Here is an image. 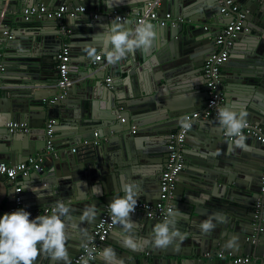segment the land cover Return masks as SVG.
Wrapping results in <instances>:
<instances>
[{"label":"water","instance_id":"obj_1","mask_svg":"<svg viewBox=\"0 0 264 264\" xmlns=\"http://www.w3.org/2000/svg\"><path fill=\"white\" fill-rule=\"evenodd\" d=\"M37 1L45 0H0V11L6 4L0 24V67H3L0 70V82L3 76L10 74L24 84L43 82L47 79L52 68L53 61L51 62L50 58L53 54L48 52L43 54L36 48L40 43L46 44L45 36L49 26H54L58 31V25L63 20L67 21V16L60 19L45 16L25 19L24 15L19 13L20 4L33 6ZM118 1L125 2L126 6L122 8L128 10L140 1L143 3L142 8L146 9L148 2V0H67V3L83 2L88 10L93 5L98 6L99 15L95 21L99 23L106 22V13L117 11L115 4ZM233 1L239 2L237 4L245 14L242 22L245 27L242 33L245 34H236L229 49V57L221 65L222 72H231L233 77L225 76L221 80L224 82L220 87L224 91V100L220 108H229L237 113L244 111L247 113L246 121L260 124L264 128V2ZM166 12H171L175 17H183L184 21L164 26L155 21L145 22L152 24L156 33L151 46L146 50L138 49L124 58L125 62L128 59H136L139 65L146 66L150 63L158 68V73L154 74L149 82L139 78L121 92L119 62L101 67L97 72L92 62L85 59L81 65L82 72L89 74L87 80L84 84H75L71 91L68 90L69 87L64 90L66 98L52 103L45 102V99L56 95L57 87L53 96L43 97L40 92L18 86H7L0 97L2 162L14 164L42 152L45 146V123L52 116L55 118L53 135L62 131V127H57L58 125L64 124L63 126L69 129L64 136L65 139L57 138L60 142L64 140L71 145V153H59L57 159L52 156V162L44 160L42 168L34 171L40 179L33 183L47 187L37 189L39 195L33 204L28 205L29 201L25 200L18 209L29 211L30 218L35 219L41 214L50 215V212H43L42 209L54 206L57 201L64 202L70 208V214L73 216L70 222L76 226L71 233L67 232L71 264L102 214L104 206L110 204L113 199L125 195L121 190L122 184L133 179L136 172H132V168L139 160L148 163V166L144 171L146 177L142 180L145 185H138V199H146L152 203L158 201L159 193L157 197H153L150 192L159 191L160 175L167 161L169 136L179 127L184 113L202 110L205 107L208 94L203 65L205 59L217 48L211 29L229 23L234 14L222 13L218 0H160L159 16ZM79 17L81 16L76 15L72 19L77 22ZM125 21L129 23L130 18ZM108 24L110 22L92 24L100 30L96 33L99 34L96 35V41L103 37L102 34L105 33ZM5 26H11L13 38L18 39V42L25 40L26 46L29 47H22L18 51L16 41L6 38L8 29ZM21 27H28L32 33L22 36V33L17 32ZM125 27L135 29L133 26ZM164 38L168 39L165 45ZM96 41L82 46L81 54L85 58L89 57L90 50L98 46L99 42ZM36 42L38 47L31 48ZM60 42L59 39V44ZM77 61L78 58L72 59V63L77 64ZM104 62L105 60L98 65ZM12 71H19L20 74ZM109 72L113 78L106 82L107 85H102L101 80ZM172 82L177 90L197 91L192 105L175 104L170 96L162 89L159 90L161 85L169 86ZM74 93L76 96L72 98ZM96 97L104 102V104L100 102L102 110L97 108ZM11 121L26 122L27 131H10L6 123ZM135 125L138 127L137 131H153L159 136H164L165 141L162 143L159 140L157 145L151 144L141 148L137 143L138 139L131 137L130 130ZM223 130L218 119L211 117L195 122L187 132V135L200 137L199 145L202 152L197 155L195 161H191L184 157L187 153L182 150L184 164L175 181L172 210L175 213L176 228L186 236L183 241L179 238L174 241L173 244L180 247L179 249H173L171 245L157 248L153 241L151 248L146 249L149 251L147 254L149 257H142L141 253L147 252L146 250L131 249L124 240L118 244L112 239L114 232H110L100 250L110 246L118 256L125 254L123 257L126 255L125 258L130 257L132 264H236L226 258H202V254L207 250H214L213 252L223 250L235 256L249 255L253 259L256 258L238 264H264L262 261L264 209L256 223L253 219L254 203L259 194V177L264 169V143L245 136L246 149H241L232 143L235 138L228 139L222 135ZM95 140L98 142L94 143ZM185 143L189 145V141ZM53 144L56 145L54 138ZM192 163L196 164L195 169L190 167ZM44 176L48 179L45 180ZM2 178L0 174V181ZM19 178L34 180L33 172ZM8 182H4L5 194L0 198V217L5 213H11L14 206L15 181ZM9 185L13 186V192L9 190ZM24 189L27 196L36 192L28 186ZM234 200H239V203L233 204ZM92 205L97 209L95 218L91 221L82 219L85 210ZM235 206L245 210L241 213L242 211ZM33 210L35 212H32ZM141 217L144 216L132 215V220L136 222L134 228L141 223L146 233L151 235L157 223L170 219L169 215L163 220ZM202 222H210L214 227L204 232L200 227ZM122 227L123 225L115 223L112 230H120ZM125 231L130 233L127 229ZM185 244H188V247L181 248ZM188 248H191L192 253L186 252ZM190 254L198 257L194 259L187 257ZM180 255H183L182 259L178 258ZM36 264L56 262L42 254Z\"/></svg>","mask_w":264,"mask_h":264},{"label":"built area","instance_id":"obj_2","mask_svg":"<svg viewBox=\"0 0 264 264\" xmlns=\"http://www.w3.org/2000/svg\"><path fill=\"white\" fill-rule=\"evenodd\" d=\"M264 2V0H259ZM220 11L224 14L233 13V19L225 24L220 33L215 37V44L217 46L216 51L209 55L203 65V73L206 79V88L208 98L206 100L205 107L202 110H194L184 113L182 115V121L179 127L170 134L167 142V161L161 172L159 181V199L157 202L152 203L144 200H138V206L133 215L141 214L146 218L163 220L169 215V210H173L174 203V186L175 181L180 173L183 164V147L185 144V138L188 130L199 120L209 119L211 117L217 118V113L220 108V102L222 99L221 93V65L227 61L229 57V49L233 44V40L237 33L245 29L242 22L244 19V12L240 10L238 4L233 0H218ZM160 0H148L146 9L138 12L134 15V20L137 24H143L149 21H155L159 25L164 26L166 24L174 25L184 21L183 17L173 16L171 12H166L163 16H159L158 7ZM90 13L93 18L98 16L99 12L88 10L84 5L67 6L59 5L56 8H48L45 4H39L35 6H29L22 10V14L25 19L33 16L48 18H64L66 16L73 17L79 14ZM2 14V13H0ZM108 18H113L118 22L125 21L130 15L129 13H117L112 11L106 13ZM1 17V15H0ZM63 37L68 36L71 30L63 28L60 30ZM6 33V32H5ZM11 38V35H8ZM70 46L67 42H62L58 52L56 53V70L58 78L56 81V87L58 92L55 96L49 97L45 100L52 103L55 100L64 97V90H66L72 79L69 74V61ZM101 55L97 54L92 60V65L96 68L99 67ZM3 67H0V70ZM106 82L110 81V77L105 78ZM53 124L54 119H48L45 123V146L42 152L33 154L27 159L9 164L0 161V174L8 181H16L19 177H25L30 172L36 171L42 168V164L47 155H56V149L53 144ZM6 127L10 131H27V123L21 121H11L6 123ZM136 131L135 127H132V132ZM222 135L228 139H233L227 135L226 129L223 130ZM243 135L246 137H253L264 143V128L256 123L247 121V126L243 129ZM97 136V133H94ZM98 142L97 140L94 143ZM259 194L254 203L253 219L256 223L262 215L264 209V169L259 177ZM22 188L20 186L15 187L14 194V206L11 211H15L22 203L21 197ZM54 208H45L43 212L53 211ZM115 225L114 219L111 215L109 204L104 206L103 212L96 222L94 228L85 239L79 252L73 257L72 264H92L96 254L98 253L102 243L106 240L109 233L112 231ZM226 258L233 263H247L250 260H255L249 255H232L230 252L224 251H208L204 253V257L211 258ZM264 261V256L262 257Z\"/></svg>","mask_w":264,"mask_h":264},{"label":"crops","instance_id":"obj_3","mask_svg":"<svg viewBox=\"0 0 264 264\" xmlns=\"http://www.w3.org/2000/svg\"><path fill=\"white\" fill-rule=\"evenodd\" d=\"M124 3L125 2H123V1L116 2L115 8L117 10L116 11L117 13H129V15H130L129 16V18H130L129 23H127L126 21L118 22V21H116L113 18H108L107 16H106V22H111V21L115 20L116 22L121 23L124 26H133L134 28H136V26L138 24L134 20V15L136 13H138V12H141V11L145 10V9L142 8V4L143 3L141 1L140 2H136L134 4L135 6L133 8H131V9H129V10L122 8V7L126 6ZM235 3L237 4L239 2H235ZM39 4H45L48 8H56L59 5H67V6L84 5V6L87 7V5L85 3H83V2L79 3V4H75V3L68 4L67 0H45L44 2L37 1V2H35L33 4V6L39 5ZM20 5H21L20 6L21 9H20L19 13H22V10L24 8H26V7H29L31 4H27V5L26 4H20ZM4 7H6V4L4 5ZM4 7H3V10L0 11V13H2V14H0L1 15L0 24H1L2 18H3V11L5 9ZM92 11L99 12L98 6H95V5L91 6L90 7V12H92ZM168 11H170V10H168ZM79 16H81V17H79L80 19L77 22H74L72 17L67 16V18H66L67 21L63 20L58 25V27H57L58 31L63 29V28H68V29L71 30V33L68 34V36L63 37L62 34H61V31H60V33H58V31L55 30L54 26H49L48 31H47V35L45 36V38L47 40L46 44L45 45H41V43H40L39 47L37 46L38 42H36L35 44H32L33 46L31 48L38 47L36 49L39 52H42L43 54L45 52L53 54L52 58H50L51 62L53 61L52 62V68L48 72V75L46 77L47 79L45 81H43V82H29V83L24 84L22 82H19V81L15 80L14 76H12L11 74L10 75H5V76H3V79L0 82V97L3 96L4 92L6 91L5 89H6L7 86H9V87L18 86V87H21V88H27V89H30L33 92H40V94L43 95V97L53 96L55 94V90H56L55 89V87H56L55 85H56V81H57V78H58L57 70H56V62H55L56 58H55V56H56V53L58 52V50L60 48V45L64 41L67 42L69 44V46H70V57H69L68 65H69V74H70V77L72 79V82L70 84L71 87L69 86L68 90H70V91L73 90V86L75 84H77V83H83L84 84L86 82L87 77H88L89 74H85V73L82 72L83 69H82V65L81 64H82V62H85L86 60L92 62V60H94L95 56L94 57L89 56L88 58H85L81 54V52L83 50L82 46L84 44H86V43H89V42H92V41H96V35H99V34H96V33H98L100 30H98V28H96L95 26H92V24H106V22L101 21V22L98 23V21H95V18H93L90 13H88V15L79 14ZM78 22H80V23H78ZM209 23H211V22H209ZM5 27H7V29H8L6 38H9L8 35L12 36V34H11V26H5ZM222 28H223V25H221L220 28H218V26H216V27H213L211 29V34L214 36L213 37L214 39L220 33ZM17 32L22 33V36H24L25 34H28V33H32L31 31H29L28 27H21ZM103 32H101V33H103ZM239 33L240 34H245V33H242V31H240ZM102 36L103 37H101L100 41L97 40L99 43L96 41L98 43V46L95 48V52H96V55L97 54L101 55L100 62H102L104 60H105V62L102 63L98 68L95 67L96 68L95 70L97 72H98V70L101 67L104 68L105 66L110 64L107 61V58H106V56L104 54L105 50L103 48L104 39H105V33L102 34ZM13 39L14 38L12 36L11 39H8V40H13ZM59 39L61 40L60 44H59ZM14 41H16L15 44H17V46L19 47L18 51L21 50L22 47H27V48L29 47V46H26L27 44L25 43V40H21V42H18L19 40L15 38ZM167 42H168V39L164 38V43L163 44L165 45ZM33 52H31V54ZM11 53L16 54L15 52H11ZM27 56H29V53H28ZM73 58H78L77 64L72 63V59ZM119 69H120V74H119V85H120L119 88L120 89H119V91H121V92L126 90V88H128L131 84H133V82H136L135 80H138L139 78H141L143 80L146 79L149 82L152 79V76L154 74L158 73V68L153 67L152 64L149 63L146 66L143 65V64L139 65V62L136 59H130V60L128 59L126 62H125V59H122L121 61H119ZM12 73L20 74L19 71H12ZM221 75H222V78H225V76L233 77V74L231 72L224 73V72H222V70H221ZM106 77L113 78L112 74L109 72V74H106L105 77L101 80L100 83L102 85H107L106 81H105ZM221 83H222L221 86H223L224 82H221ZM165 86L166 85H161L159 87V90L162 89V91L164 93H166L167 96H170L173 99V102L175 104L176 103L177 104L184 103V105L187 106V105H192L194 103V99L196 98V94L195 93H197V91H194L193 89H190V90H180L179 89V90H177L176 87H174L173 82L170 83L169 86H166V87ZM221 93H222V99H221V102H220V106H221V104H223V100H224L223 99V93H224V91L221 90ZM229 94L231 95L232 92H229ZM75 96H76V93L73 94L72 98H74ZM66 97H67V95L64 96V98H66ZM95 99H97V97ZM96 102H98L97 108L99 110H102L103 107L100 105V102L102 104H104V102L100 101L99 99H97ZM53 118L54 117L52 116L49 119H53ZM63 125L64 124L58 125L57 127H62L61 128L62 131L59 134H55L54 133V135H53L54 141L56 142V145H55L56 155H50V156L47 155L46 158H45V160L47 162H52V159H51L52 156H53L54 159H57L59 153H62V154L63 153H67V154L71 153L70 152L71 151V145L67 144V142H65L64 140H61V142H60V140L57 138V137H64L66 132L69 131V129L66 128ZM134 127H135L136 131H135V133H133L132 132V128H131V130H130V133L132 135L131 137L138 139L137 143H138V145L141 148H146L149 145L151 146V144L152 145H157L159 140H161L162 143L165 141L164 136H159V134H156L153 131L139 132V131H137L138 127L136 125ZM63 139H65V137ZM57 141H58V143H57ZM185 141H189V145H187L186 143L184 144L183 149L187 153V155L184 156V157L188 158L191 161H195V159H197V155H199L202 152V148L199 145L201 139H200V137L198 135L196 136V135H189L188 134L186 136V140ZM1 145L6 147V145L4 143H1ZM210 150H212V149H210ZM147 166H148V163L144 162L143 160H139L135 164V166H133V168H132L133 169L132 172H134V173L136 172V173H135V176L133 175V179L131 181H135V182H137L138 185L144 186L145 183L142 182V180L145 179V177H146V173L144 171L146 170ZM190 167L192 169H195L196 164L192 163V164H190ZM50 169H52V167L49 168V170ZM32 172H33L34 180L29 181L27 179L18 178L15 181V185L16 186H20L22 188V191L20 193L21 197H22V201H25V200L27 201L28 200L29 201L28 205L29 204H33L34 201L38 198L39 193L37 192V189H40V188H43V187H47V186H43V184L33 183L35 180L38 181L40 179V177L35 175L34 171H32ZM43 178L45 180L48 179L47 176H44ZM4 182H8V180H6L3 177L2 181H0V198H2L4 196V194H5ZM8 184H11V183L8 182ZM26 186H28L29 189H31V190H33V189L36 190V192H33L30 196L28 194V196H29L28 197L27 194L24 193L25 192L24 188ZM8 188H9V190L11 192H13V190H14L13 186L9 185ZM158 193H159V191L155 190L153 192H150V195L153 196V197L154 196L157 197ZM138 200H144V201L151 202V201L146 200V199H138ZM238 203H239V200H234V202H233V204H236V205ZM235 207L240 209L242 211V212L240 211L241 213H243V211L245 210V209H243L241 207H237V206H235ZM47 208H50V209L54 208L53 211H49L51 214L56 211L54 206L50 205V206H47ZM43 209H45V208H43ZM43 209H42V211H43ZM32 212H35V210H33ZM222 216H224V214H222ZM70 217L72 218L73 216H71V214H70ZM141 218H144V217H141ZM183 218L184 217H182V219ZM233 218H235V217L233 216ZM70 219H68L66 221V223L68 225V227H67V232L68 233H71L76 228V226L71 224ZM178 219H181V217H178ZM74 223H78V222L74 221ZM132 231L133 232L127 233L125 231L124 227H122V229L120 228V230L119 229L116 230V231L112 230L111 232H114V234L112 236L113 237L112 239H113L114 242H116L118 244L122 243L123 242L122 240H124L126 245H128L127 242H126L127 239H130V238L134 237L135 240L137 241V246L135 248H133V247H130L128 245L131 249H134V250H137V251L138 250L142 251L144 249V251H145L147 248H151V245L153 244V241H154V236L151 235L150 233L147 234L146 231H145V228L143 226H141V223L137 224V228H134ZM182 231H184V230L182 229ZM189 231H193V230H189ZM185 232H187V231H185ZM188 234H189V232H188ZM189 236H190V234H189ZM198 238H201V237H198ZM144 241H146L145 244H144ZM187 245L188 244H185L181 248L186 249L184 247H188ZM189 245H190L189 247H191V244H189ZM171 246H172L173 249H177V248L179 249L180 248L176 244H171ZM153 247H155V246H153ZM106 249L112 250V248L110 246L107 247ZM103 251L104 250L101 251L99 249V251L96 254L95 259L92 262V264H132L131 261H130V257L129 258H125V257H127V255L125 257H123L125 254H122V256L120 257V256L117 255L118 253H115V258L113 260L107 261V260H105L103 258V255H102ZM146 251L147 252H142L141 253L142 257H144V256L145 257H149L147 255L149 251L148 250H146ZM181 251H178V252H181ZM208 251L209 250L205 251L204 253H206ZM212 251H214V250H212ZM219 251H223V250H219ZM186 252L187 253H192L191 248H188V250ZM204 253L202 254L201 257L204 258V259H208L209 257H204ZM187 257H189V258L192 257L194 259V258H196L198 256L190 254ZM178 258L182 259L183 255L178 256ZM214 258H216V257L212 256L210 259H214Z\"/></svg>","mask_w":264,"mask_h":264},{"label":"clouds","instance_id":"obj_4","mask_svg":"<svg viewBox=\"0 0 264 264\" xmlns=\"http://www.w3.org/2000/svg\"><path fill=\"white\" fill-rule=\"evenodd\" d=\"M155 36L154 26L150 23L138 24L132 30L115 20L111 21L106 26L104 39V54L108 63L116 64L138 49H148ZM88 54L94 57L95 49L90 50ZM246 117V112L237 113L229 108H221L217 113L219 124L226 129L228 136L235 138L232 143L241 149H246V137L243 135V129L247 126ZM121 190L125 195L113 199L109 208L114 222L131 232L136 225L132 215L138 206L139 187L137 182L130 181L123 183ZM54 207V213L41 214L35 219H31V213L23 208L0 217V264H36L42 254H46L56 264H71L66 223L71 218V210L61 201H57ZM96 214L97 209L92 205L85 210L82 219L91 221ZM169 216L170 219L154 226V245L157 248H166L177 238L181 241L186 238L176 228L175 213L171 209ZM200 227L204 232H208L214 225L202 222ZM126 242L130 247L137 246L134 237ZM102 255L107 261L115 258V252L109 249H105Z\"/></svg>","mask_w":264,"mask_h":264}]
</instances>
